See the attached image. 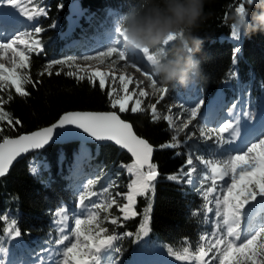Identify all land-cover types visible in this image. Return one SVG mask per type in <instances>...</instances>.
Wrapping results in <instances>:
<instances>
[{
    "label": "snow or ice",
    "instance_id": "snow-or-ice-1",
    "mask_svg": "<svg viewBox=\"0 0 264 264\" xmlns=\"http://www.w3.org/2000/svg\"><path fill=\"white\" fill-rule=\"evenodd\" d=\"M252 0H239L234 7L236 12H243L245 5ZM28 22L23 31L17 30L9 37L0 38V133L3 125L15 127L21 122L6 110L5 105L12 98V90L20 97L30 93L27 86H35L40 81H34L31 75V56L44 50L41 33L45 30L37 23L39 17L47 15V9L42 0H0ZM62 7V5L60 6ZM227 19V17H225ZM55 27V24L52 25ZM116 39L103 50H97L92 55L83 57L68 56L62 59L48 61L43 71L38 75L53 74L54 66H67L74 70L66 74L78 80L87 79L104 90L110 87L108 96L113 108L123 113H141L150 111L153 122L160 119L168 123L174 133L170 140L159 145L160 148H178L186 146L189 141H211L207 155H196L190 147L185 160L177 174L167 177L171 181L183 182L193 186V190L202 198L203 204L192 214H214L210 232L201 234L197 246L193 249L187 238L179 248L167 247V253L181 264H264V131L255 136L251 142L237 146L250 135L254 114L250 110L241 109L236 112L237 105L233 104L227 110V117L217 123L214 128L200 127L188 131L190 125L197 120L204 100H199L194 107L184 108L181 115H171L172 106L168 107V115H162L157 105L168 93L166 86L158 85V79L151 70L132 60L127 53L126 37L122 22L114 29ZM241 34L235 25H231V37L239 40ZM176 36L165 41L168 46ZM137 52L148 64L155 62L151 49L136 48ZM240 49L233 53V63H236ZM77 60L97 61L99 65L108 62V70L99 67L89 70L82 67ZM123 62V63H121ZM132 68L144 76L151 92L143 87L145 81L136 79L127 72ZM63 67L55 72L60 75ZM119 74L117 75V73ZM233 77L236 75L232 74ZM130 85L132 87H130ZM159 94L155 103L144 106V100L151 95ZM5 95L7 98H5ZM133 103L129 107V102ZM186 114V118H185ZM75 126L97 141H113L116 145L127 149L133 162L121 165L133 177L127 184V191L113 193L116 184L109 183L101 186L100 177L89 179L78 192L75 208L79 214H73V226L68 229V208L58 206L51 215L52 223L59 235L50 241L55 249L41 247L36 256L37 264H45V254L49 264H120L122 249L117 243L122 236H133L132 232L123 234L105 225L122 227L123 223L139 215L136 211L137 198L154 193L155 183L159 172L152 161L154 146L143 137L136 134L133 125L120 118L116 111L88 112L74 111L63 113L56 123L29 134L15 138L0 136V177L9 171L13 161L22 153L42 149L53 140L54 132L65 126ZM184 133L181 140L180 134ZM227 146V147H226ZM231 148V150H229ZM179 154V153H178ZM197 164L200 167H197ZM186 169V170H185ZM33 175L39 174V169H30ZM227 178V179H226ZM93 198H96L95 200ZM151 203L144 210L143 219L135 233L138 242L150 232ZM113 209L119 215L113 214ZM4 223V235L12 240L22 236L20 228L14 219L0 215ZM67 231L68 234H65ZM9 252L8 248L0 245V264H6L3 259Z\"/></svg>",
    "mask_w": 264,
    "mask_h": 264
},
{
    "label": "trees",
    "instance_id": "trees-1",
    "mask_svg": "<svg viewBox=\"0 0 264 264\" xmlns=\"http://www.w3.org/2000/svg\"><path fill=\"white\" fill-rule=\"evenodd\" d=\"M72 1L42 0L47 15L39 17L35 22L45 29L40 34L44 50L40 54H32L30 69L33 80L40 82L35 86H27L30 93L27 97H20L12 90L13 98L5 108L21 123L14 128L3 125L4 130L0 136L12 138L43 128L53 124L68 111L110 110L109 90H102L98 81L93 84L87 79L78 80L68 76L66 73L71 70L63 66H54L50 76H40L38 73L52 59L104 49L116 39L114 29L121 22V15L137 5L139 0H78L83 13L70 26L68 6ZM238 3L239 0H205L204 17L197 29V34L203 40L202 49L197 53L203 77L188 87L178 84L160 85L158 81V85L168 88L170 98L164 100L168 107L175 103L188 108L201 99L209 103L217 97L215 106L219 107L220 112L221 106L228 109L233 104L237 105V113L243 108L255 115L264 109V32H256L251 36L241 35L239 40L231 37L229 17ZM56 23L60 24V28L55 30L52 25ZM74 39L78 42L73 45L70 41ZM236 48L240 51L234 64L233 53ZM61 67L63 71L56 75L55 72ZM233 73L236 74L234 77ZM155 102L150 96L144 100L146 105ZM157 106L161 114L166 109L161 104ZM120 114L133 125L139 136L154 146L152 161L159 172L154 193L137 198L136 211L139 215L125 221L122 227L105 225L121 234H134L122 236L117 243L122 249L120 264H129L134 250L151 249L179 262L168 255L167 247L179 248L187 238L194 249L201 234L211 231L214 221L212 213L193 215L192 212L203 204L202 198L193 190L192 185L167 179L177 174L186 160L184 146L175 149L159 147L174 134L168 123L163 119L153 122L148 110ZM165 114L166 111L162 115ZM207 120L208 117L201 115L195 122L199 127L213 128ZM179 138L183 140L184 134L181 133ZM87 146L91 147L90 151L83 150ZM186 146L189 149L191 147L196 155H207L211 141L189 142ZM38 153L47 164L38 175L30 171V161L34 156L30 154L16 162L10 172L0 178V215L14 219L22 232L21 240L14 243L4 235L5 225L0 222V245L9 249L7 260L10 263L32 261L36 254H40L41 247L55 249L50 241L59 233L52 227L51 213L64 204L73 225V214H79L75 208L76 196L89 179L100 177L97 188L114 182L116 187L111 191L116 193L127 191V184L133 178L121 167L131 164L133 160L111 144H52ZM77 167L80 170L78 174L74 173ZM149 203L152 206L151 230L148 236L134 242L135 233ZM113 214L119 215L116 209H113Z\"/></svg>",
    "mask_w": 264,
    "mask_h": 264
},
{
    "label": "clouds",
    "instance_id": "clouds-1",
    "mask_svg": "<svg viewBox=\"0 0 264 264\" xmlns=\"http://www.w3.org/2000/svg\"><path fill=\"white\" fill-rule=\"evenodd\" d=\"M204 4L205 0H139L121 15L126 44L155 52L151 71L160 85L188 87L203 77L197 57L203 40L197 29L204 17ZM229 19L241 35L264 32V0H252L243 12L234 10ZM169 36L176 39L166 47Z\"/></svg>",
    "mask_w": 264,
    "mask_h": 264
},
{
    "label": "rangeland",
    "instance_id": "rangeland-1",
    "mask_svg": "<svg viewBox=\"0 0 264 264\" xmlns=\"http://www.w3.org/2000/svg\"><path fill=\"white\" fill-rule=\"evenodd\" d=\"M3 12H5V13H6V12H13V13L15 14V16H17V18H20V19L18 20V21H19V26L16 27V28H14V29H12L11 31L6 32L5 30L1 29V30H0V38H6V37H9V36H10L11 34H13L15 31H17V30L23 31L25 27H28V22L24 21L23 18L20 17V16L15 12V10L12 9L11 7H9V6L4 7V8H3ZM82 13H83V11H81V12H80L78 15H76V16H71V15H70V16H69V25L71 26L72 24H74L75 22H77V21H78V18L81 16ZM33 23H36V22L34 21ZM58 28H60V24H59V23H56V24H55V30L58 29ZM64 32H65V31H64ZM65 33H67V31H66ZM62 34H64V33H62ZM74 41H75V39L72 40V41H70V43L72 44V43H74ZM125 47L127 48V53H128V55L132 58L133 61L136 62V60H140V59H141V61H143V62L145 63V64H144V65H145V66H144L145 70H150L149 68H150L151 66L148 65V64L143 60V58L140 56V54L137 52L136 49H133V48L129 47L128 45H125ZM101 50H103V49H101ZM95 51H97V50H95ZM95 51L93 50V51H88V52H80V53H78V54L76 55V57H83V56H85V55H92V54H94ZM132 51H133V52H132ZM138 57H139L140 59H137ZM77 63L80 64L82 67H84V66H88L89 70L95 69L96 67H99L102 71H104V70H108V62H107V61H106L105 64H103V65H99L98 62L95 61V60H93V61L77 60ZM121 63H123V62H121ZM63 67L66 68V69H70L71 71L74 70V69L69 68V67H67V66H63ZM147 67H149V68H147ZM126 71L129 72V73H131L136 79H138V80H144L145 83H144L143 87L145 88V90H146V91H149V92L152 91L151 88L148 87V82L146 81V79H145L144 76L140 75L139 73H136L135 70L132 69V68H128ZM118 74H119V72L117 73V75H118ZM97 81H98V80H97ZM130 87H132V86L130 85ZM106 88H108V90H110V87L106 86ZM150 97H151L152 99L157 100L158 97H159V94L157 93V94H155V95H151ZM169 98H170V96H169L168 93H167V94L165 95L164 99L161 100L160 103H159V104H161L162 106H164V108H166V109L163 110L162 114L165 113V111L167 112V114H165V115H168V114H169V113H168V106H167V104L164 102V100L169 99ZM216 99H217V97H216L215 99H213V100L210 102L211 107H210L208 110H205V107H206V106L202 107L201 110H200V114H199V116H198V117H200L201 115H202V116L204 115L205 117H208L207 122H208L211 126H213V128L217 126V123H218V122L222 121L223 119H225V118L227 117V110H228V109H224L223 106H222V108H221V112H219V111H218V108L215 106ZM109 100H110V98H109ZM109 102H110V101H109ZM132 103H133L132 101L129 102V107L131 106ZM197 103H198V102H197ZM109 106H110V110H112V111H116V112H118V113H121V112H119L118 108H113L112 105H111V103H109ZM144 106L146 107L147 105L144 104ZM170 106H172V112H171V115H172L174 118L177 117V116H179V115H181L183 109H182L179 105H177V104H175V103H172ZM194 106H195V105L190 106V107H188V108H191V107H194ZM230 107H231V106H230ZM230 107H229V108H230ZM157 109H158V106H157ZM158 111H159V110H158ZM126 112H131V111H126ZM159 112H160V111H159ZM236 112H237V109H236ZM123 113H124V112H123ZM160 113H161V112H160ZM217 113H218V114H217ZM185 118H186V117H185ZM251 123H252V127L249 129V131H250L251 134L245 136V138H247L245 144H247L248 142H251L252 139H253L255 136H257V135L259 134L258 130H259L260 132H261V131H264V109H261L259 112H257V113L254 115V120H253ZM199 128H200V127H199V126L197 125V123L194 121V122H193V125H190L188 131H195V132H197V135H199V132H198ZM183 134H184V133H183ZM251 135H252V137H251ZM184 136H185V134H184ZM199 141H202V140H193V141H189V142L192 143V142H199ZM245 144H244V145H245ZM237 146H238V142H237ZM184 147L186 148V149H185V151H186V153H185V157L187 158V154H188V152H189V148H187V146H184ZM226 147H227V146H226ZM83 150L90 151V150H91V147H90V146L83 147ZM229 150H231V148H229ZM61 158H62V156H61ZM61 158H60V159H61ZM30 162H31V163H30V167H29V168L31 169L33 166H36V167L39 169V173H40L41 170H43V169H45V168L47 167V164H46L45 160L39 155V153H35L34 156L31 158V161H30ZM197 167H200V166L197 164ZM74 173H76V174L80 173V170H79L78 167L76 168V170H75ZM226 179H227V178H226ZM212 219L215 220L214 214H212ZM72 226H73V225H71L68 229H70ZM53 227H55V229H56V226L53 225ZM66 233H67V231H66ZM19 239H20V238H19ZM14 241H15V240H14ZM36 255H37V254H36ZM36 255H35V256H36ZM6 256H7V255H6ZM4 257H5V256H4ZM45 258H46V260H45V264H49L48 259H47V255H46V254H45ZM5 261H6V260H5ZM6 262H7V261H6ZM30 262H31V263H27V262L22 263V262L20 261V263H17V264H37L36 257H33V258H32V261H30ZM179 263H181V262H176V264H179Z\"/></svg>",
    "mask_w": 264,
    "mask_h": 264
},
{
    "label": "water",
    "instance_id": "water-1",
    "mask_svg": "<svg viewBox=\"0 0 264 264\" xmlns=\"http://www.w3.org/2000/svg\"><path fill=\"white\" fill-rule=\"evenodd\" d=\"M68 9H69V12H70L71 16H76L82 11L81 4H80V2L78 0H73L69 4ZM111 111L112 110H108V111H88V112H111ZM68 112H74V111H68ZM81 112H83V111H81ZM117 114L120 116L121 119H123L120 113L117 112ZM59 118L56 121H58ZM123 120H125V119H123ZM56 121L54 123H56ZM48 126H50V125H48ZM48 126H45V127H48ZM38 130L39 129L34 130L32 132H35V131H38ZM133 130H134V128H133ZM29 133H31V132H29ZM29 133H25V134H29ZM21 135H24V134H21ZM12 138H15V137H12ZM71 142H82V143H86V144H96V145L111 144V145L115 146L116 148L124 151L126 154H128L131 157L132 160L134 159L132 157V154L127 149H124L121 146L116 145L115 142L107 141V140L106 141H97L94 138L88 136L86 133H83L82 130L76 128L75 126L69 125V126H65L64 128L56 129L55 132H54L53 140L50 141L49 144L46 145L44 148L36 149V150H30L27 153H22L19 157L16 158L15 161H13V163L10 166L9 171L7 172V174L10 172V170L12 169V167L15 165L16 162H18L19 160L29 156L30 154L38 153V152L42 151L43 149H45L46 147H48L49 145H52V144L62 145V144H67V143H71ZM152 158H153V155H152ZM5 176H3V177H5ZM0 178H2V177H0Z\"/></svg>",
    "mask_w": 264,
    "mask_h": 264
},
{
    "label": "bare ground",
    "instance_id": "bare-ground-1",
    "mask_svg": "<svg viewBox=\"0 0 264 264\" xmlns=\"http://www.w3.org/2000/svg\"><path fill=\"white\" fill-rule=\"evenodd\" d=\"M8 17H10V19L12 21L15 20H19L20 18H17V16H14V13H8L7 14ZM20 238V237H19ZM21 239V238H20ZM16 242L18 243L19 241L16 240ZM158 262V263H162V260L160 258V255L156 252V251H150V252H143V251H135L133 253V257H132V263L136 264L138 262V264H147L149 262Z\"/></svg>",
    "mask_w": 264,
    "mask_h": 264
}]
</instances>
